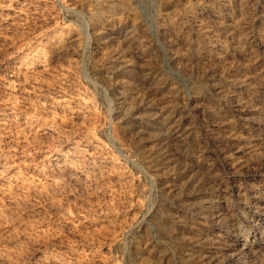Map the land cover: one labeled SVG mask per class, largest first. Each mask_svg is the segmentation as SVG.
Segmentation results:
<instances>
[{
  "label": "rangeland",
  "instance_id": "rangeland-1",
  "mask_svg": "<svg viewBox=\"0 0 264 264\" xmlns=\"http://www.w3.org/2000/svg\"><path fill=\"white\" fill-rule=\"evenodd\" d=\"M102 1L0 0V264H227L213 258L212 248L226 253L236 244L210 235L219 225L211 219L217 205L223 234L251 233L256 224L264 239L261 212L244 216L237 205L247 204L251 191L264 192L257 178L264 148L250 142L252 131H264V51L255 56L237 41L257 31L264 0H230L222 10V31L237 43L228 41V57L217 59L191 49L194 38L175 0H111V9ZM159 26L167 28L165 38ZM132 28L146 61L125 42ZM120 50L131 67L117 72L110 60ZM232 76L247 77L248 90L226 86ZM224 88L245 103V120L257 122L250 131L238 120L223 129L231 122ZM148 98L165 115L176 111L191 122L185 150H169L165 160ZM51 150L75 169L44 168ZM226 157L250 162L231 185L221 168ZM190 179L225 190L203 207L183 186ZM250 257L249 264H264L263 255Z\"/></svg>",
  "mask_w": 264,
  "mask_h": 264
},
{
  "label": "bare ground",
  "instance_id": "bare-ground-1",
  "mask_svg": "<svg viewBox=\"0 0 264 264\" xmlns=\"http://www.w3.org/2000/svg\"><path fill=\"white\" fill-rule=\"evenodd\" d=\"M96 1H98L99 2V0H96ZM100 1H102V0H100ZM168 1V0H167ZM170 1V0H169ZM172 1H174V0H172ZM245 1V0H244ZM248 1V0H247ZM104 4L103 5H105V6H107V8H109V9H111V8H113V6L114 5H112V4H114V2L112 3V1L111 0H104V1H102ZM171 2V1H170ZM175 2V6L174 7H179V6H181V10H179V11H181V13H179V16H178V19L180 20V21H182L181 22V24L183 23V21L185 22V24H187V29L186 30H189L190 32H191V35H193V37H191V39L192 38H194L193 40H192V42L190 41L189 43H191V49H199L200 51H199V53H196V54H199V55H208L209 57H211L212 59H217V58H220V57H226L227 56V54H228V52L227 51H225V50H227L226 49V45L228 44V41H234V37H233V35L230 33V34H228L227 32H225L224 30L222 31V28H221V22H220V20H221V18H222V10H226V9H228L229 7H231V1L230 0H194L193 2H195V6L194 5H188V4H186V3H190V2H186V3H183V0H175L174 1ZM241 3V2H240ZM244 3V2H243ZM169 4V3H168ZM236 4V3H235ZM102 5V4H101ZM118 5H120V4H117V7H118ZM124 5V4H123ZM258 5H260V4H258ZM126 6V5H125ZM172 6V7H173ZM173 9V8H172ZM178 9V8H177ZM115 10V9H114ZM120 10V9H119ZM174 10H175V8H174ZM173 10V11H174ZM92 11V10H91ZM178 11V10H177ZM259 11V13H260V10H258ZM107 12V11H106ZM176 13V12H175ZM88 14V13H87ZM96 14V13H95ZM94 14V15H95ZM108 14V13H107ZM227 14V13H226ZM256 14V13H255ZM261 14H263V13H261ZM229 15V14H228ZM243 15V14H242ZM260 15V14H259ZM258 15V16H259ZM96 16V15H95ZM109 16V15H108ZM224 16V15H223ZM256 16V15H255ZM94 17V16H93ZM92 17V18H93ZM228 17V16H227ZM109 18V17H108ZM167 18V17H166ZM229 18V17H228ZM168 19V18H167ZM175 19H176V17H175ZM238 19V18H237ZM257 19V18H256ZM96 20H97V18H96ZM162 21V20H161ZM170 21V20H169ZM168 22V21H167ZM171 22V21H170ZM209 22L210 23H213V26L215 27L214 28V30L211 28V26H210V24H209ZM250 22V21H249ZM175 23V22H174ZM179 23V22H178ZM223 23V22H222ZM252 23V22H251ZM168 24V23H167ZM132 25V24H131ZM160 25V24H159ZM162 25V24H161ZM169 25V24H168ZM179 25V24H178ZM233 25V24H232ZM231 25V26H232ZM171 26V25H170ZM222 26L224 27V25L222 24ZM255 26H257V25H255ZM174 27V26H173ZM184 27V26H183ZM236 27V26H235ZM175 28V27H174ZM177 28V27H176ZM225 28H226V26H225ZM243 28V27H242ZM255 28V27H254ZM180 29H182V28H180ZM184 29V28H183ZM233 29V28H232ZM232 29H230V31L232 30ZM240 29V28H239ZM245 29V28H244ZM250 29V28H249ZM135 30V28H132V32H131V35H129V38L127 37L126 38V40H125V42H126V44L127 43H132L133 42V44H132V46L131 45H128V46H131V49H133L134 51H137L138 53H139V59L142 61V60H144V61H146L145 60V58H146V51H145V49L144 50H142V48L140 47V45L139 46H137V45H135V41H134V31ZM176 30H178V29H176ZM172 31V30H171ZM174 31V30H173ZM181 31V30H180ZM235 31V30H234ZM233 31V32H234ZM242 31V30H241ZM241 31H239V32H241ZM255 31V30H254ZM137 32V31H136ZM158 32H159V34H161L162 36L167 32V28H165V27H161V26H159L158 27ZM177 32V31H176ZM183 32V31H182ZM219 32V34L220 35H222L223 36V39H224V41H220L219 40V36L217 37L218 38V40H216V34ZM232 32V33H233ZM247 32V31H246ZM250 32V31H249ZM169 33V32H168ZM175 33V32H174ZM188 33V32H187ZM167 34V33H166ZM183 34H185L186 35V33H184L183 32ZM189 34V33H188ZM59 35V34H58ZM247 35V34H246ZM179 36V35H178ZM180 36H181V33H180ZM189 36V35H188ZM240 36V35H239ZM49 37V36H48ZM52 37V36H51ZM187 37V36H186ZM162 38V37H161ZM163 38H165V35H164V37ZM185 38V37H184ZM50 39V38H49ZM52 39V38H51ZM56 39H58V38H56L55 37V40ZM181 39V38H180ZM179 39V40H180ZM239 39H241V40H239ZM47 40V39H46ZM163 40V39H162ZM174 40V39H173ZM183 40H185V39H183ZM245 41L246 42V44L247 45H250L249 47L252 49V52H253V55H255V56H261V54H262V52L264 51V15H262L260 18H259V20H258V27H257V31H255V32H252V33H250V34H248V36H242V38H239V37H237V41ZM118 41V40H117ZM172 41V40H171ZM42 42V41H41ZM46 42H48V41H46ZM50 42V41H49ZM138 42V41H137ZM174 42V41H173ZM179 42V41H178ZM177 42V43H178ZM184 42V41H183ZM186 42V41H185ZM184 42V43H185ZM235 42V41H234ZM53 43H54V41H53ZM52 43V41H51V44H53ZM58 43V42H57ZM187 43V42H186ZM235 43H237V42H235ZM40 44V43H39ZM45 45H46V43H44ZM50 44V45H51ZM55 44V43H54ZM121 44V43H120ZM124 44V43H123ZM125 44V45H126ZM231 44V43H230ZM240 44V43H239ZM243 44V43H242ZM241 44V45H242ZM126 45V46H127ZM187 45V44H186ZM233 45V44H232ZM235 45V44H234ZM241 45H238V47L239 46H241ZM40 45H38V48H40L39 47ZM47 46V45H46ZM166 46H168L167 44H166ZM165 46V47H166ZM228 46V45H227ZM236 46V45H235ZM244 46V45H243ZM56 47V46H55ZM69 47V46H68ZM143 47V46H142ZM238 47H236V49L238 48ZM37 48V49H38ZM63 48V47H62ZM146 48V47H145ZM233 48V47H232ZM240 48V47H239ZM41 49H42V47H41ZM48 49H50V46H49V48ZM55 49V48H54ZM64 49V48H63ZM130 49V50H131ZM197 49V50H198ZM61 50V49H60ZM129 50V49H128ZM194 50V51H195ZM242 50V49H241ZM29 51H31V50H29ZM36 51V50H35ZM40 51V50H39ZM51 51V50H50ZM58 51V50H57ZM62 51H66V50H62ZM61 51V52H62ZM124 51V50H123ZM143 51H145V52H143ZM187 51V50H186ZM192 51V50H191ZM225 51V52H224ZM246 51V50H245ZM250 51V50H249ZM44 52H46V50L45 51H43V53ZM47 52H49V50L47 51ZM196 52V51H195ZM39 53V52H38ZM42 53V52H41ZM59 53H60V51H59ZM65 53V52H64ZM119 53V52H118ZM117 53V55H116V58L114 59V60H110V66L111 67H114V69L116 70V68L117 69H127L128 68V66H130L129 64L130 63H128V62H126V59L124 60V55H123V52H121V50H120V53L118 54ZM132 53V52H131ZM134 53V52H133ZM136 53V52H135ZM239 53V52H238ZM246 53V52H245ZM34 54V51H33V53H32V55ZM116 54V53H115ZM178 54V53H177ZM36 55V54H35ZM34 55V56H35ZM52 55V54H51ZM62 55V54H61ZM125 55H126V53H125ZM130 55V54H129ZM180 55V54H179ZM244 55V54H243ZM43 56V55H42ZM46 56H49V55H46ZM115 56V55H114ZM148 56V55H147ZM178 56V55H177ZM183 56V55H182ZM197 56V55H196ZM250 56V55H249ZM30 57V56H29ZM38 57V56H37ZM44 57H45V55H44ZM44 57H42V59L44 58ZM137 57V56H136ZM228 57V56H227ZM231 57V56H230ZM229 57V58H230ZM251 57V56H250ZM108 58V57H107ZM149 58V57H148ZM203 58V57H202ZM258 58V57H257ZM33 59V58H32ZM112 59V58H111ZM178 59V58H177ZM180 59H181V56H180ZM204 59V58H203ZM211 59V60H212ZM226 59V58H225ZM37 60V59H36ZM45 60V59H44ZM44 60H42V62L44 61ZM47 60V59H46ZM182 60V59H181ZM186 60V59H185ZM34 61H35V59H34ZM106 61V60H105ZM109 61V60H108ZM108 61H106V64H107V62ZM130 61V60H129ZM219 61V60H218ZM29 62V61H28ZM32 62V61H31ZM38 62V61H37ZM132 62H133V60H132ZM190 62V61H189ZM35 63V62H34ZM45 63H46V61H45ZM32 64V63H31ZM36 64V66H37V63H35ZM34 64V65H35ZM38 64H41V62L40 63H38ZM135 64H137V63H135ZM42 65V64H41ZM43 65H44V63H43ZM108 65V64H107ZM31 66V65H30ZM110 66H108V67H110ZM213 66V65H212ZM35 67V66H34ZM116 67V68H115ZM131 67V66H130ZM129 67V68H130ZM114 69H111V70H113V72H114ZM143 71L144 70H146V68L145 69H142ZM147 70H149V69H147ZM108 71V70H107ZM117 71V70H116ZM151 71V70H150ZM118 72V71H117ZM121 72V71H120ZM125 72V71H124ZM127 72V71H126ZM146 72V74H148L147 73V71H144V73ZM149 72V71H148ZM152 72V71H151ZM199 73V72H198ZM216 73V72H215ZM157 74V73H156ZM146 76V75H145ZM141 77V76H140ZM233 77V76H232ZM115 78V77H114ZM235 77H233V79H229L228 81H226V83H225V85L226 86H229V87H232L234 90H236V91H241V90H245L246 88H247V90H248V78L246 79H243L242 78V80H241V78H240V80L238 79V80H236V79H234ZM143 79V78H142ZM223 79V78H222ZM251 79V78H250ZM154 81L156 80V82H157V79H153ZM219 80V79H218ZM220 81V80H219ZM223 81H225V80H223ZM145 82V81H144ZM258 82V81H257ZM156 84H159V82H157ZM154 85V84H153ZM152 85V86H153ZM201 85V84H200ZM252 85V84H251ZM149 86H151V83H150V85ZM149 86H148V88H149ZM151 86V87H152ZM160 87H161V85H159ZM204 86H205V84H204ZM213 87H214V85H212ZM218 86H220V85H218ZM217 86V87H218ZM257 86V85H256ZM151 87H150V89H151ZM154 87V86H153ZM155 87H157V85L155 86ZM198 87V86H197ZM196 87V88H197ZM201 87H203V86H201ZM216 87V86H215ZM250 87V86H249ZM163 88V87H162ZM195 88V89H196ZM205 88V87H204ZM212 88V87H211ZM220 88H221V86H220ZM219 88V89H220ZM155 89V88H154ZM206 89H207V85H206ZM213 89V88H212ZM146 90V89H145ZM153 90V89H152ZM198 90V89H197ZM216 90H218V89H216ZM223 90V89H222ZM228 90V89H227ZM255 90V89H254ZM143 91V90H142ZM205 91V90H204ZM207 91V90H206ZM231 91V90H230ZM149 92V91H148ZM147 92V93H148ZM217 92V91H216ZM221 91H219V93H220ZM143 93H144V91H143ZM159 93V92H158ZM209 93V92H208ZM219 93H217L218 95H219ZM153 94V93H152ZM165 94V93H164ZM163 93H162V95H164ZM212 95H213V93H211ZM214 94H216V93H214ZM138 95V94H137ZM136 95V96H137ZM149 95V94H148ZM147 95V96H148ZM197 95V94H196ZM195 95V96H196ZM202 95V94H201ZM150 96V95H149ZM198 96V95H197ZM205 96V95H204ZM215 97H216V95H214ZM154 97V96H153ZM167 97V96H166ZM212 97V96H211ZM215 97H214V99H215ZM218 97V96H217ZM136 98V97H135ZM140 98V97H139ZM142 98V97H141ZM160 97L158 96V99H159ZM198 98H199V96H198ZM219 98V97H218ZM221 98V97H220ZM201 99V98H200ZM213 99V98H212ZM145 100H146V98H145ZM155 100V99H154ZM219 101L221 100V99H218ZM225 101V103L227 104V105H229V107L227 108V110H228V114H229V118L231 119V122H228V123H224V125L222 126L223 127V129L225 128H227L233 121H243L245 124H244V128H243V130L245 131V130H249L250 129V126H252L253 124H257V122H254V121H249V119L248 120H245V113H246V110H245V107H244V102H242L235 94H231L230 92H228V91H226L225 90V88H224V94H223V96H222V100L221 101ZM258 100V99H257ZM263 100V99H262ZM244 101V100H243ZM155 102V101H154ZM154 102H152V103H154ZM152 103H150V100H149V98H148V104H147V109H148V112H149V114H148V120L153 124V125H155L156 127V129H157V132L158 133H156L155 135V137H156V139H157V141H159L160 143H162V144H160V150H159V156H160V158L161 159H164L165 160V158H166V156H167V152L169 151V150H172V149H174L176 152V154H178V152H181V150H183L184 148H186V145L188 144V140H189V137H190V135H191V130H192V126H190L191 124H189V123H191V122H189V123H187L186 122V119L185 118H187V117H185V114H183V113H178V112H173L172 111V113H170V114H168V115H165V113L164 112H162L161 110H159V109H157V106L155 107ZM156 103V102H155ZM221 103V102H220ZM223 104H224V102H223ZM166 105V104H165ZM181 105V104H180ZM226 106V105H225ZM158 107H159V105H158ZM173 107V106H172ZM171 107V108H172ZM189 107V106H188ZM198 108V107H197ZM263 108V107H262ZM167 112H169L170 111V109H169V111L168 110H166ZM262 114V113H261ZM263 116H264V114H263ZM145 117H147V115L145 116ZM264 118V117H263ZM229 119V120H230ZM259 119V118H258ZM147 122V121H146ZM145 122V123H146ZM221 124V123H220ZM223 124V123H222ZM152 125V126H153ZM230 127V126H229ZM32 128V127H31ZM231 128V127H230ZM221 129V128H220ZM237 130V129H236ZM251 130H252V128H251ZM141 131V130H140ZM139 131V132H140ZM145 131V130H144ZM250 131V130H249ZM153 132V131H152ZM156 132V131H155ZM192 132H194V130L192 131ZM223 132V131H222ZM225 132H227V131H225ZM234 132V131H233ZM232 132V133H233ZM252 133H253V135H252V138H251V143L253 142H255L256 144L255 145H258V146H261V147H263L264 148V131H260V129L259 130H256V131H252ZM255 133V134H254ZM154 134V133H153ZM221 134V133H220ZM192 136V135H191ZM233 138H234V140L235 139H239L240 137H239V135L237 136V133H233ZM193 138H195V137H193ZM191 139V140H194V139ZM190 141V140H189ZM227 141V140H226ZM191 143V142H190ZM250 143V144H251ZM252 143V144H253ZM249 144V143H248ZM255 145H254V147H255ZM72 148V147H71ZM185 150V149H184ZM183 150V151H184ZM197 150V149H196ZM171 152V151H170ZM23 154V153H22ZM157 154H158V152H157ZM187 154V153H186ZM64 156V155H63ZM63 156H62V151L61 150H51V152H49V154H47V155H45L43 158H42V162H41V164H42V166H44V168L45 167H54V168H56V170L57 169H59V170H61V172L63 173L64 172V174H65V172H67L68 173V170H70L71 168H73L75 165H74V163H71V161L70 162H66V160L65 159H63ZM88 156V155H87ZM187 156V155H186ZM173 157H175V156H173ZM64 158H65V156H64ZM259 159V158H258ZM72 160V159H71ZM242 160V159H241ZM163 161V160H162ZM168 161V160H167ZM164 162V161H163ZM2 163V162H1ZM222 163V162H221ZM247 163H250V162H248V161H246V160H243V161H240V160H238V158L237 157H234V158H230V159H228L227 157H226V159L224 158L223 159V163L221 164V168L224 170V173H228L229 175H230V179H229V182H228V184H233V183H235L236 181H237V179H239V177L242 175L241 173H240V170L241 169H243L244 167L245 168H247V166H245V165H247ZM261 165H262V163H260ZM264 164V163H263ZM250 165V164H249ZM260 165V166H261ZM251 166V165H250ZM161 167V166H160ZM171 167V166H170ZM156 168V167H155ZM252 168V167H251ZM263 169H264V167H262ZM48 169V168H47ZM74 169H75V167H74ZM166 169V168H165ZM182 169V168H181ZM260 169V168H259ZM73 170V169H72ZM189 170V169H188ZM221 170V169H220ZM222 170V171H223ZM251 170V169H250ZM58 171V170H57ZM226 171V172H225ZM242 171H244V170H242ZM255 171V170H254ZM257 172H258V170H256ZM263 171V170H262ZM61 172H59V173H61ZM249 172V171H248ZM190 173H192V172H189V174ZM226 173V174H227ZM242 173H244V172H242ZM246 173V172H245ZM249 173H251V172H249ZM189 174H187V175H189ZM241 174V175H240ZM248 174V173H247ZM255 175V174H254ZM257 175V174H256ZM245 176H246V174H245ZM251 176H253V175H251ZM258 177V187H262L263 189H264V178H262V177H264V175H263V172H258V175H257ZM185 178V177H184ZM199 178V177H198ZM253 178V177H252ZM8 179V178H7ZM188 179V178H187ZM208 179V178H207ZM184 180H186V179H184ZM198 179H196V180H192V179H190V180H188L186 183H184V188H185V190L187 191V192H189V193H187L189 196L191 195V196H193V197H195V198H197L198 199V201H199V203H200V205L201 206H205V205H208V204H210L211 202H213V198L215 197V195H216V193L219 195L223 190H225V189H221V188H216L217 190L215 191V192H211V190L209 191V189L207 188V189H205L204 188V186L203 185H205L204 183H202V181H197ZM206 180V179H205ZM228 180V179H227ZM248 180V179H247ZM209 181V180H208ZM211 181V180H210ZM243 181V180H242ZM185 182V181H184ZM245 182H247V181H245ZM245 182H243V183H245ZM256 182V181H255ZM181 183H183V182H181ZM208 183V182H207ZM181 185V184H180ZM236 185V184H235ZM242 185V184H241ZM247 185V184H246ZM207 185H205V187H206ZM208 186H209V184H208ZM226 188H227V186H225ZM224 187V188H225ZM231 187V186H230ZM243 187V186H242ZM256 187H257V185H256ZM241 188V187H240ZM244 188V187H243ZM261 188V189H262ZM229 189V188H228ZM260 189V188H259ZM184 190V189H183ZM227 190V189H226ZM240 190V189H239ZM225 192V191H224ZM248 193V192H247ZM229 194V193H228ZM234 194V193H233ZM187 195V196H188ZM217 195V196H218ZM222 195V194H221ZM245 196V195H244ZM217 198V197H216ZM246 198V197H245ZM196 199V200H197ZM247 199H248V201L249 202H247V204H243L242 202H244V201H242V202H239V203H237V205H238V213H239V209H241V211L243 212L244 211V216H248V212L250 211L251 212V210L252 209H257V210H259L260 212H261V214H260V217H263L264 216V192H261L260 190H258L257 189V191L256 190H254V191H251L250 192V195L247 197ZM224 200V199H223ZM242 200V199H241ZM215 201V200H214ZM228 201V200H227ZM240 201V200H239ZM246 203V202H245ZM178 208V207H177ZM199 209H201V208H199ZM204 209V208H203ZM225 209V208H224ZM232 209V208H231ZM204 210H206V209H204ZM237 210V209H236ZM256 210V212H258ZM220 211H221V207H218V205H217V207H216V209L215 210H213L212 212H211V216H212V220L214 219V220H218L219 222V225L216 227V228H214V229H210L209 230V232H210V235L211 236H214L215 238H218L220 241L221 240H223V239H229V238H233L234 239V242L236 243V244H232L231 246H230V248L227 250V252L226 253H224V252H217L218 251V248L217 247H214V248H212V250H217L216 251V253H214V251H213V253H214V255H215V257H213L214 258V260H217V259H219V261H220V258H221V260L223 259V260H227L226 261V263L227 264H249V262H247L246 260H248V257H256V256H258V255H260V256H264V239L263 238H258V237H256L257 235V227L256 226H258V225H256V224H254V222H253V231L251 232V233H243L242 232V230L241 231H237L236 229L234 230H232V232H229V233H227L226 235L225 234H223L222 233V231H223V229H224V224H223V222L221 223V216L223 215V214H221L220 213ZM225 212V211H224ZM223 212V213H224ZM256 212H254V213H256ZM259 212V213H260ZM227 214H228V212H226ZM232 213V212H231ZM224 215H226V214H224ZM229 216V215H228ZM252 216V215H251ZM224 217H226V216H224ZM227 218V217H226ZM229 218V217H228ZM231 218V217H230ZM235 218V217H234ZM244 218V217H243ZM251 218V217H250ZM264 218V217H263ZM234 220V219H233ZM222 221H224V219H222ZM226 221H228V220H226ZM249 221H250V219H249ZM217 223V222H216ZM228 223V222H227ZM230 225V224H229ZM233 225V224H232ZM244 225V224H243ZM252 225V224H251ZM236 226V225H235ZM256 228V229H255ZM259 235V234H258ZM252 237V238H251ZM216 241V240H215ZM225 243V242H224ZM241 246V247H240ZM211 249V248H210ZM196 253V252H195ZM206 256V255H205ZM204 256V257H205ZM208 256V255H207ZM251 257L249 258V259H251ZM201 258V257H200ZM203 258V257H202ZM207 258V257H206ZM211 257H209V259H210ZM208 259V258H207ZM254 259V258H253ZM253 259H251V260H253ZM206 260V259H205ZM256 260V259H255ZM261 260V259H260ZM2 261V260H1ZM213 261V260H212ZM218 261V262H219ZM260 262V261H259ZM262 262V261H261ZM220 263V262H219ZM222 263V262H221ZM220 263V264H221ZM224 264H225V262H224ZM258 264V263H257ZM260 264V263H259Z\"/></svg>",
  "mask_w": 264,
  "mask_h": 264
}]
</instances>
